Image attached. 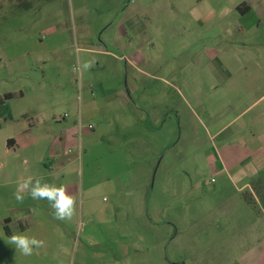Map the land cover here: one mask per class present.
Returning <instances> with one entry per match:
<instances>
[{
    "label": "rangeland",
    "instance_id": "374dc122",
    "mask_svg": "<svg viewBox=\"0 0 264 264\" xmlns=\"http://www.w3.org/2000/svg\"><path fill=\"white\" fill-rule=\"evenodd\" d=\"M250 1L0 0V144L22 128L34 130L31 119L44 112L68 114L72 124L79 105L95 111L76 123L65 158L71 163L65 161L53 180L40 178L82 188L75 215L61 221L68 238L40 239L60 264H229L243 258L242 244L232 250L228 227L216 222L215 203L226 193L217 190L213 166L229 133L214 136L205 102L212 104L217 72L234 66L230 56H264V12L238 10ZM122 27L127 35L117 44ZM86 61H93L90 69L74 70ZM255 65L248 62L247 69ZM16 92L23 97L4 99ZM71 95L74 110L61 105ZM10 113L28 119L8 126ZM29 165L28 176L39 179L32 157ZM11 181L0 186L5 209L42 208V200L26 194L18 202L15 176ZM39 215L45 229L59 223L50 212ZM121 239L133 246L126 256L117 250ZM51 257L33 253L25 264H53ZM4 258L1 252L0 264Z\"/></svg>",
    "mask_w": 264,
    "mask_h": 264
},
{
    "label": "crops",
    "instance_id": "0c3cea01",
    "mask_svg": "<svg viewBox=\"0 0 264 264\" xmlns=\"http://www.w3.org/2000/svg\"><path fill=\"white\" fill-rule=\"evenodd\" d=\"M249 3V12H254L256 8L264 12V1L251 0ZM122 30L117 44L127 35L123 27ZM103 47L105 48L104 45ZM84 51L91 53V50ZM104 54L109 55V52L106 51ZM139 54L140 51L133 53L137 61L135 63L138 65L140 63L138 56H141ZM263 57L262 55L258 58L249 55L242 58L237 55L230 56V63L234 66L217 72L215 76L217 84L210 89L214 99L210 106L205 102L207 121L211 127L215 128L214 136L220 138L229 133L228 137L221 139L224 149L220 153L218 163L215 162L213 166L215 176L220 180L217 190L226 193L225 199H219L215 203L218 211L215 214L216 222L224 223L228 227L232 250L237 249L238 244L239 246L242 244L241 248H243L240 253L244 255L243 258L239 260L236 256L229 264H264V205L257 194V190L264 185V66L262 64L264 61L261 60ZM253 61L256 63V69H247L248 62ZM107 68L108 64L101 67L103 70ZM18 93L23 97V92H16L12 94V97ZM75 97V95L63 97L61 105L68 109H76ZM89 106L86 104L84 109H81L79 105L75 111L78 120L74 119L72 124L68 120V114L59 117L56 114L44 112L35 119H31L35 127L32 130L33 133L27 131L26 128L13 132V134L9 133L6 143L0 144V181H2L0 186L13 185L11 181L13 176L17 182L29 177L30 157L40 167L37 170V175H40L39 179L53 180V176L57 177L64 170L60 167L66 161L67 147L74 139L73 135L77 130L76 123H80V120L86 119L85 117L91 112H95ZM22 119L28 118L10 113V118H5L4 122L10 123L8 126L17 125ZM227 130L229 131L226 133ZM57 131H60V134H57ZM246 132L250 135L242 136ZM54 139L55 142H49ZM8 141H10L9 145ZM21 158H23V163H20ZM66 162L71 163L70 159ZM47 183L63 185L68 193L74 196L78 193L82 194V188H79L77 184ZM229 190L231 193L227 194ZM25 194L27 195V192ZM7 200L0 196V245H6L4 251L0 248V253H4L6 264L28 263L29 256L22 255L14 245L8 243V238L13 234L24 233L37 239L68 238L67 229L61 224V220H59L61 225L58 223L53 229H45L42 222L37 221L39 214L45 215L50 212L52 215L53 210L49 204H45V200L38 201L39 205H42L41 209H33L28 205L5 209ZM39 205L37 207H40ZM81 208L83 206H79V211ZM66 221L69 220H64L63 223ZM32 223L36 225L31 227ZM117 237L125 236L120 233ZM236 238L242 241H237ZM155 242L152 243L154 246H149L150 250H156ZM253 243H257L256 246ZM68 245L70 246V243ZM131 248H133L132 244L123 242V239L120 242L117 240V250L120 255L126 256ZM34 254H52V263H61L59 255L49 246L35 249ZM164 264H167V261Z\"/></svg>",
    "mask_w": 264,
    "mask_h": 264
},
{
    "label": "clouds",
    "instance_id": "9594fccd",
    "mask_svg": "<svg viewBox=\"0 0 264 264\" xmlns=\"http://www.w3.org/2000/svg\"><path fill=\"white\" fill-rule=\"evenodd\" d=\"M93 66V61H86L79 64L74 70L79 72L88 70ZM25 192L33 200L48 201L53 214L57 220H71L76 212V197L68 193L63 186H57L41 179H33L31 176L18 181L17 188L13 195L18 202L25 199ZM8 243L14 245L16 250L24 256H31L35 249L45 246L44 241L35 237H30L24 233H17L8 238Z\"/></svg>",
    "mask_w": 264,
    "mask_h": 264
},
{
    "label": "trees",
    "instance_id": "16d2710c",
    "mask_svg": "<svg viewBox=\"0 0 264 264\" xmlns=\"http://www.w3.org/2000/svg\"><path fill=\"white\" fill-rule=\"evenodd\" d=\"M238 10L243 14L245 12V10H249V7H246V8H238ZM12 98V94H7L4 96V99H11ZM3 99L0 98V103L2 102ZM9 142L8 141V145H9ZM257 194H258V197L261 199L263 205H264V185L261 187V189L257 190Z\"/></svg>",
    "mask_w": 264,
    "mask_h": 264
}]
</instances>
